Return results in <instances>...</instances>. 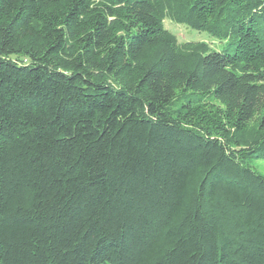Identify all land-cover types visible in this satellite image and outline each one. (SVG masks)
<instances>
[{"label": "trees", "instance_id": "1", "mask_svg": "<svg viewBox=\"0 0 264 264\" xmlns=\"http://www.w3.org/2000/svg\"><path fill=\"white\" fill-rule=\"evenodd\" d=\"M263 169L264 0H0V264H264Z\"/></svg>", "mask_w": 264, "mask_h": 264}, {"label": "rangeland", "instance_id": "2", "mask_svg": "<svg viewBox=\"0 0 264 264\" xmlns=\"http://www.w3.org/2000/svg\"><path fill=\"white\" fill-rule=\"evenodd\" d=\"M166 25L176 33L182 41H206L216 50H222L226 45V43H222L211 36L207 31L193 29L185 24L173 23L170 19L166 20Z\"/></svg>", "mask_w": 264, "mask_h": 264}]
</instances>
